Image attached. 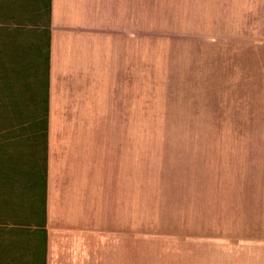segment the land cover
Instances as JSON below:
<instances>
[{"label": "rangeland", "instance_id": "1", "mask_svg": "<svg viewBox=\"0 0 264 264\" xmlns=\"http://www.w3.org/2000/svg\"><path fill=\"white\" fill-rule=\"evenodd\" d=\"M47 6L0 0V264L43 260ZM136 36L135 264H264V0H136Z\"/></svg>", "mask_w": 264, "mask_h": 264}, {"label": "crops", "instance_id": "2", "mask_svg": "<svg viewBox=\"0 0 264 264\" xmlns=\"http://www.w3.org/2000/svg\"><path fill=\"white\" fill-rule=\"evenodd\" d=\"M45 38L42 264H135L136 0H48Z\"/></svg>", "mask_w": 264, "mask_h": 264}]
</instances>
